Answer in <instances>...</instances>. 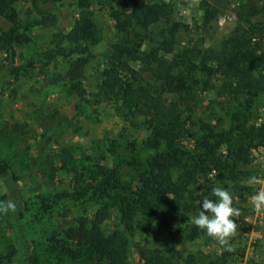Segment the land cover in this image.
Listing matches in <instances>:
<instances>
[{
	"label": "rangeland",
	"instance_id": "374dc122",
	"mask_svg": "<svg viewBox=\"0 0 264 264\" xmlns=\"http://www.w3.org/2000/svg\"><path fill=\"white\" fill-rule=\"evenodd\" d=\"M117 1L92 0L89 9L96 36L86 42L91 58L79 83L66 76L69 62L77 54L61 50L73 46L62 36L79 15V0L15 3L18 18L29 25L28 39L15 45L14 53L7 49L0 54V155L15 169L27 200L23 226L36 246L34 264H75L50 246L79 216H92L97 206L91 199L92 185L101 178V169L116 167L125 181L135 183L133 163L143 166L154 152L147 144L156 129L146 127L143 116L122 112L116 100L107 98L99 87L111 44L122 36L111 15ZM204 1L174 0L173 17L184 22L186 29L179 32L173 55L179 57L187 49L194 57L197 50V57L209 62L242 24L249 28L251 42L239 64L250 75L237 96L219 94L223 78L217 75L213 87H204L183 107L189 130L186 143L191 147L202 121L223 129L235 121L257 124L264 117V0H212L220 10L207 25L203 22ZM242 15L253 24L242 23ZM49 50L57 54L47 62ZM251 157L237 181H219L215 172L210 175L234 195V204L241 210L234 218L238 226L230 241L233 251L222 250L191 222L204 197L216 199L202 187L186 196L190 211L183 207L157 218L139 215L134 229L128 231L114 209L104 226L108 231L120 228L128 235L130 264H140L137 247L144 244L159 248L161 256L173 264H264V210L257 212L250 202L253 192L264 186V147L253 148ZM250 177H257L260 183L250 186ZM4 194L0 179V201H6ZM6 216L0 213V264H7L13 243ZM182 226L186 228L184 237L178 231ZM194 232L195 237L185 238Z\"/></svg>",
	"mask_w": 264,
	"mask_h": 264
},
{
	"label": "trees",
	"instance_id": "16d2710c",
	"mask_svg": "<svg viewBox=\"0 0 264 264\" xmlns=\"http://www.w3.org/2000/svg\"><path fill=\"white\" fill-rule=\"evenodd\" d=\"M17 1L0 0V54L7 49L14 53L15 45L28 39L29 25L18 18ZM91 3L92 0H79V15L62 36L73 46H62L61 50L77 54L66 71V76L77 83L91 58L86 42L96 36ZM173 3L174 0H118L111 13L122 36L111 44L99 87L107 98L116 100L122 112L143 116L145 126L156 129L147 144L154 152L143 166L133 163L137 171L135 183L125 181L116 167L101 169V178H96L97 183L92 185L91 199L97 205L92 216H79L62 230L57 243L50 246L75 264H130L128 235L120 228L108 231L104 226L114 209L128 231L134 229L139 215L157 218L183 207L190 211L184 200L194 188L211 191L212 187L220 186L210 177L213 172L219 181H237L242 167L252 160L253 148L264 145V123L248 125L246 120L232 122L223 129L202 121L194 146L186 143L189 130L183 107L201 89L213 87V78L217 75L223 78L219 94L229 92L237 96L245 89L250 73L240 66L239 60L245 56L251 37L249 28L240 24L227 38L224 49L212 54L209 62L198 58L197 50L194 57L187 49L179 57L174 56L178 34L186 25L173 17ZM202 7L204 25L210 24L220 9L212 0L202 2ZM240 19L242 23L253 24L243 15ZM56 54L47 51V62ZM77 90L81 91L79 86ZM0 179L5 200H14L16 204L15 211L6 213L13 230L7 264H34L36 246L23 226L27 200L15 169L1 155ZM57 201L58 198L54 200ZM178 231L184 237L186 228L179 227ZM195 232L185 238L195 237ZM137 254L140 264H173L161 256L157 247L139 245ZM195 260L191 256L193 263Z\"/></svg>",
	"mask_w": 264,
	"mask_h": 264
},
{
	"label": "clouds",
	"instance_id": "9594fccd",
	"mask_svg": "<svg viewBox=\"0 0 264 264\" xmlns=\"http://www.w3.org/2000/svg\"><path fill=\"white\" fill-rule=\"evenodd\" d=\"M211 175V174H210ZM250 186L260 183L257 177H250ZM212 196L216 199L204 197L200 202L197 214L190 217L192 224L212 238L222 250L233 251L230 242L236 235L237 223L234 218L240 216V208L234 204V195L224 186L211 188ZM252 207L257 212L264 210V186L256 189L250 197ZM14 200L0 201V213L15 211Z\"/></svg>",
	"mask_w": 264,
	"mask_h": 264
},
{
	"label": "built area",
	"instance_id": "2783aa9c",
	"mask_svg": "<svg viewBox=\"0 0 264 264\" xmlns=\"http://www.w3.org/2000/svg\"><path fill=\"white\" fill-rule=\"evenodd\" d=\"M261 123H264V117H263V118H260V121H259L257 124L259 125V124H261ZM261 147H264V145L261 146Z\"/></svg>",
	"mask_w": 264,
	"mask_h": 264
}]
</instances>
